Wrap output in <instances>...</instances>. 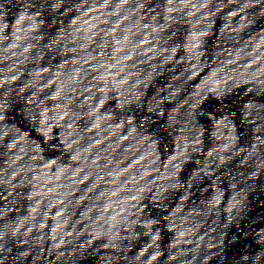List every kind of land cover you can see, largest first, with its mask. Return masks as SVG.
I'll return each instance as SVG.
<instances>
[{
    "label": "clouds",
    "instance_id": "1",
    "mask_svg": "<svg viewBox=\"0 0 264 264\" xmlns=\"http://www.w3.org/2000/svg\"><path fill=\"white\" fill-rule=\"evenodd\" d=\"M181 2H186V0H181ZM208 2V0H203V3L206 4ZM203 6V5H201ZM2 7V6H0ZM2 32H3V25H0V40L4 39V37L2 36ZM243 82V81H240ZM231 87V86H229ZM226 90L221 88L216 92V95L222 96L224 94ZM135 94H133V99L129 100L127 97H125L124 99L121 100L120 102V107L124 108L125 105L129 104V103H134L135 102ZM108 99L107 97H103L100 100V104H103L105 102V100ZM254 107V105H248L247 109H246V114ZM36 110L35 109H31L29 112V115L33 114ZM195 117V113H189L188 114V119L189 121L193 120ZM131 117H129L127 115V113H125V119H130ZM5 120V116L3 114V110H2V106H0V122ZM150 122V121H149ZM6 127V126H5ZM51 125H47L44 129L45 135L49 136L51 134ZM10 130V129H9ZM39 130V129H38ZM188 131L190 132V128L188 129ZM132 133H136V126L133 125L130 129V134ZM5 134H7L5 132ZM68 136H71V133L68 134ZM3 137L0 136V139H2ZM193 139L195 140V136L193 134ZM65 142L68 144L69 147L72 146V144L76 143L75 140H68L67 137H65ZM49 147H55V145H49ZM192 152H196L198 151V147L196 146L195 143H193L192 148H191ZM178 155L183 156V153H179ZM188 157H184L183 159H180L178 163L172 164V171L169 172V179H170V183L169 184H162L159 187V190L157 191V193L155 194V196L153 197L154 199H162L163 198V193L169 188H175L179 181L172 179L177 175V172L180 168V166L182 164H184L185 160ZM173 160H176V157L172 158ZM258 175L257 172H253L252 176L253 179H255V177ZM197 179H199V176H197ZM151 184L150 183H145L144 185H142L140 188L138 189H130V192H134L135 193V198L137 200L145 198V193L151 191ZM129 210L133 207L132 205H129ZM161 207L163 208L164 206L161 205ZM140 209L137 208V213H139ZM218 211V210H217ZM119 215V214H117ZM174 215V214H173ZM129 216H134V218H129ZM129 216H125L123 218L124 220V226H126L131 235L129 237V239H136L137 238V234L133 231V229L135 228V226L137 224H140L142 222V229H141V234H147L151 237V240L153 241V243L155 244V242L157 240H159L161 238V232L163 230V228L165 227V225L163 223H161V217L163 216V212L156 214L155 218H148L147 216H140L136 213H131V211L129 212ZM115 216L109 218V220L107 221V223H109L110 225L112 224V222L115 220ZM158 225V227H156L155 229L153 228V226ZM167 227L171 228L172 227V219L169 218V223L167 225ZM228 225L224 224L223 228H227ZM143 229H147V233L143 232ZM189 229H183L181 231V235H185V234H190ZM221 232L223 233V235H227L226 232H223V229H221ZM101 235H105V236H109V244L104 245L105 247H117V245L115 243H113L112 241L115 240L118 236V231L116 233H113L112 231V227H109L107 230L104 231H97L95 233V238H99V236ZM236 241V237L233 236L231 239V243H235ZM200 243H202L204 245V248L206 249L203 253L200 250V244L196 245V248L193 250V254H192V258L189 261H186L185 264H216V257L219 255L218 252H214L212 251V249L214 248H219L220 244L222 243V236L220 234H218L216 237H210L208 241H201ZM152 246V245H149ZM158 248V246H157ZM161 253L159 250L155 251V253L146 261H140V264H152L153 260H156V258L158 256H160ZM247 259V258H245Z\"/></svg>",
    "mask_w": 264,
    "mask_h": 264
}]
</instances>
